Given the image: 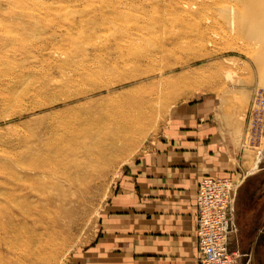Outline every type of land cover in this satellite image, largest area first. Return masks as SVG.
Returning <instances> with one entry per match:
<instances>
[{
  "label": "rangeland",
  "instance_id": "374dc122",
  "mask_svg": "<svg viewBox=\"0 0 264 264\" xmlns=\"http://www.w3.org/2000/svg\"><path fill=\"white\" fill-rule=\"evenodd\" d=\"M187 2L0 0V264H81L122 177L188 107L206 104L214 114L204 117L238 123L229 176L239 182L259 158L264 130L242 139L264 91L253 59L264 48L256 53L244 32L217 39L225 29L211 0ZM45 155L69 163L47 179L55 188L27 179L24 165ZM9 216L25 222L20 233L2 229Z\"/></svg>",
  "mask_w": 264,
  "mask_h": 264
},
{
  "label": "crops",
  "instance_id": "0c3cea01",
  "mask_svg": "<svg viewBox=\"0 0 264 264\" xmlns=\"http://www.w3.org/2000/svg\"><path fill=\"white\" fill-rule=\"evenodd\" d=\"M202 106L181 112L167 137L122 177L115 210L100 220L81 264H199L197 185L205 176H229L225 156L230 132L238 128L226 116L204 117L214 113ZM259 153L242 170L233 194L235 264H264V150Z\"/></svg>",
  "mask_w": 264,
  "mask_h": 264
},
{
  "label": "built area",
  "instance_id": "2783aa9c",
  "mask_svg": "<svg viewBox=\"0 0 264 264\" xmlns=\"http://www.w3.org/2000/svg\"><path fill=\"white\" fill-rule=\"evenodd\" d=\"M263 130L264 91L255 93L251 102L243 144L256 141ZM237 184L231 176H205L197 185L195 238L200 251L199 264H235L230 235L231 205Z\"/></svg>",
  "mask_w": 264,
  "mask_h": 264
},
{
  "label": "bare ground",
  "instance_id": "6f19581e",
  "mask_svg": "<svg viewBox=\"0 0 264 264\" xmlns=\"http://www.w3.org/2000/svg\"><path fill=\"white\" fill-rule=\"evenodd\" d=\"M187 1L188 0H184V1L169 0V2H171V6L172 5H178V4H184V3L186 4V3H188ZM169 5H170V3H169ZM211 5L215 9V13H216V20H215L216 22L215 21L214 22L217 23L219 28L224 27V29H225V31L223 30L222 32L221 31L215 32L214 37H217V39H222V38L230 39L233 36L242 34L244 32L245 36L248 38V40L252 39L253 43H255L258 46L256 53H259V51H261V48H264V0H211ZM245 15H247L249 17V20L246 21L245 24H244V22L242 24H240L239 22H241L243 20V17ZM212 18H213V16H212ZM240 50L245 52V49H240ZM253 59H254V64L256 66V69L264 77V57H259L258 55L257 56L254 55ZM227 61L229 62V60H227ZM263 83H264V80H263ZM230 88H233V85H230ZM128 145L129 144L126 143V146H128ZM54 148H55V152H59V154H61L60 153L61 148L58 146V144H55ZM105 148H108L109 150H111V149L115 148V146L112 144V145H109ZM68 165H69L68 162L67 163L63 162L60 158L53 157L51 155H45V156H41V157L37 156V157L31 158L30 160L27 161V163L24 165V167L27 170V174H28L27 179L29 182H36V181L44 182L46 180L47 184L51 183L50 185L53 188H55L57 186L56 183H54L50 180H47V179H52L56 175V168L57 167L61 166L62 168H66V167H68ZM65 179H66V177H65ZM47 184H45V185H47ZM30 185H32V184L30 183ZM41 190H43L42 187L37 186L36 189H32L31 193L37 194ZM8 195L12 196L13 192H11V191L8 192ZM47 200L52 201V197H50ZM28 209H23V207L17 208V210H18L17 215H20V217H25V218H27L28 216H31L32 214ZM12 217L13 216L8 217V223L6 225H3L2 229L6 233H20L21 228L24 227L25 222H21L19 220V218H17V220L15 222L14 217L13 218ZM11 238H12V236H11Z\"/></svg>",
  "mask_w": 264,
  "mask_h": 264
}]
</instances>
